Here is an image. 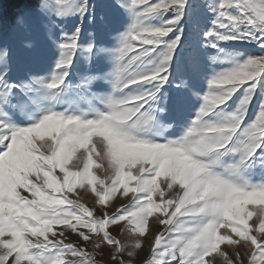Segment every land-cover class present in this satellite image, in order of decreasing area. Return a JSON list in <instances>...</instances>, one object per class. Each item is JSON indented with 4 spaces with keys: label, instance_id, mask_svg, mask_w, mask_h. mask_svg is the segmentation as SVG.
Wrapping results in <instances>:
<instances>
[{
    "label": "snow or ice",
    "instance_id": "snow-or-ice-1",
    "mask_svg": "<svg viewBox=\"0 0 264 264\" xmlns=\"http://www.w3.org/2000/svg\"><path fill=\"white\" fill-rule=\"evenodd\" d=\"M108 7L123 31L91 27L90 0H39L42 74L14 77L0 41V264H264V0ZM170 82L198 102L174 139Z\"/></svg>",
    "mask_w": 264,
    "mask_h": 264
},
{
    "label": "rangeland",
    "instance_id": "rangeland-1",
    "mask_svg": "<svg viewBox=\"0 0 264 264\" xmlns=\"http://www.w3.org/2000/svg\"><path fill=\"white\" fill-rule=\"evenodd\" d=\"M93 5V24L91 27L99 28L101 21L100 16L103 15L105 18V22L108 27L113 31L119 30L123 31L124 27L127 25L128 20L126 16L118 15L113 12L109 7L110 0H90ZM193 7L202 6L204 0H190ZM31 14V15H30ZM21 16H26L28 18V26L20 27L17 24V20ZM205 19L203 21L202 27L207 28L209 26V21L211 18V13H204ZM15 22L10 24L9 27H4L2 22L0 21V41L7 44L10 48V56L12 63V75L14 77L26 78L28 73H37L42 74L46 69V57H45V41L42 33L40 32L36 17H35V9H25L23 13L19 16ZM73 21H69V26ZM87 24V21H85ZM182 28L185 32H187V25H182ZM32 41L33 47L26 48L24 46L25 41ZM110 43H114V41H110ZM222 47L225 53L232 52L233 50H241L245 51L249 54H256L258 52V48L255 43L251 40H235L222 43ZM183 54V52H181ZM215 49H206L202 53V59L206 58L208 55H215ZM205 64L207 60L204 59ZM230 65L227 63V57L221 54L220 61L217 63L216 68L218 71H222ZM194 87L197 90H203L206 85L201 75H197L193 81ZM101 90H107L106 85H98L97 86ZM168 93L169 103L167 110L161 114L160 121L162 124H171L172 127L168 128L164 135L169 139L176 138L181 131V125L185 124L188 119L192 118V113L198 106V102L195 97H192L186 92L178 91L171 82L166 86L165 89ZM162 95V94H158ZM163 101H158L157 104H162ZM99 107H103L100 105ZM86 108V105H81V110ZM62 110V109H61ZM13 122L19 127H27L30 126L22 116L16 115L12 117ZM156 142H163V140L157 139ZM59 170H57L58 172ZM93 171L99 176L103 177L104 173L101 170L93 169ZM253 179L259 180L260 173L259 168L255 170V174ZM82 191V190H81ZM4 194V185L2 179H0V196ZM91 195V193H89ZM85 200L91 204V200L85 197ZM126 203V201H124ZM120 205V201H116V206ZM69 239L75 240V237L69 234ZM98 239V238H97ZM129 239H131L129 237ZM95 242V241H94ZM143 255V253H141Z\"/></svg>",
    "mask_w": 264,
    "mask_h": 264
},
{
    "label": "trees",
    "instance_id": "trees-1",
    "mask_svg": "<svg viewBox=\"0 0 264 264\" xmlns=\"http://www.w3.org/2000/svg\"><path fill=\"white\" fill-rule=\"evenodd\" d=\"M38 4L39 0H0V21L9 27L25 9L34 10Z\"/></svg>",
    "mask_w": 264,
    "mask_h": 264
}]
</instances>
